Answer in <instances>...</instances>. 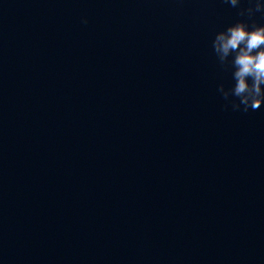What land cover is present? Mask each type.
I'll return each mask as SVG.
<instances>
[{
  "label": "water",
  "instance_id": "1",
  "mask_svg": "<svg viewBox=\"0 0 264 264\" xmlns=\"http://www.w3.org/2000/svg\"><path fill=\"white\" fill-rule=\"evenodd\" d=\"M257 3L0 0V264H264V105L212 47Z\"/></svg>",
  "mask_w": 264,
  "mask_h": 264
},
{
  "label": "clouds",
  "instance_id": "2",
  "mask_svg": "<svg viewBox=\"0 0 264 264\" xmlns=\"http://www.w3.org/2000/svg\"><path fill=\"white\" fill-rule=\"evenodd\" d=\"M225 3L235 7L240 0H225ZM259 11H264V5L257 3L255 9L250 7L246 13L251 16ZM246 13L242 10L240 15ZM82 22L88 23L87 19ZM212 47L221 65H230L234 69V87L225 90L221 85L219 88L224 99L228 100L230 96L238 98V103L232 102L236 111L241 110V106L244 112L260 109L264 105V26L238 22L218 33Z\"/></svg>",
  "mask_w": 264,
  "mask_h": 264
}]
</instances>
